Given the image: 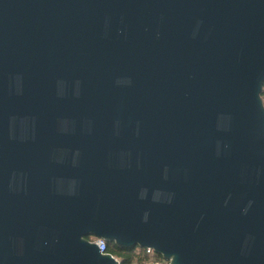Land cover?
I'll list each match as a JSON object with an SVG mask.
<instances>
[{"label":"water","instance_id":"obj_1","mask_svg":"<svg viewBox=\"0 0 264 264\" xmlns=\"http://www.w3.org/2000/svg\"><path fill=\"white\" fill-rule=\"evenodd\" d=\"M264 0H0V264H264Z\"/></svg>","mask_w":264,"mask_h":264},{"label":"trees","instance_id":"obj_2","mask_svg":"<svg viewBox=\"0 0 264 264\" xmlns=\"http://www.w3.org/2000/svg\"><path fill=\"white\" fill-rule=\"evenodd\" d=\"M262 98L264 100V88L262 93ZM90 239L94 237H89ZM106 251L115 255L120 264H145L152 261L164 260L160 254L147 252L146 248L142 247H118L114 243L107 242Z\"/></svg>","mask_w":264,"mask_h":264},{"label":"built area","instance_id":"obj_3","mask_svg":"<svg viewBox=\"0 0 264 264\" xmlns=\"http://www.w3.org/2000/svg\"><path fill=\"white\" fill-rule=\"evenodd\" d=\"M91 241H95L98 245V247L100 248V251L102 253H108L106 251V247H107V241H105L104 239L102 238H97V237H94L91 239ZM147 252L150 253V254H153L155 253L154 250L150 247L146 248ZM114 257H116L115 255H113ZM117 258V257H116ZM164 259V258H163ZM145 264H169V262L167 260H157V261H152V262H148V263H145Z\"/></svg>","mask_w":264,"mask_h":264}]
</instances>
